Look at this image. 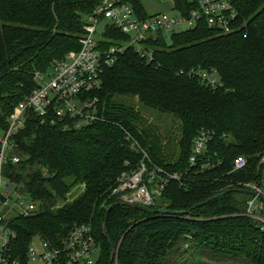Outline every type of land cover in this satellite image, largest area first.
<instances>
[{
  "label": "trees",
  "instance_id": "obj_1",
  "mask_svg": "<svg viewBox=\"0 0 264 264\" xmlns=\"http://www.w3.org/2000/svg\"><path fill=\"white\" fill-rule=\"evenodd\" d=\"M101 1L0 0V129L38 87L37 76L79 50L84 21ZM173 1L185 16L196 9L188 0ZM128 2L146 17L140 0ZM235 7L247 38L200 24L169 42L162 36L151 42L150 64L126 50L89 95L98 122L75 128L69 121L63 129L32 116L17 140L20 163L10 168L12 182L40 206L13 222L23 261L35 236L57 246L85 226L100 246L95 264H110L107 236L116 247L113 264H264V226L247 215L255 194L233 192L195 208L228 190L253 192L249 187L264 175V0H236ZM104 40L120 47L129 38L110 29ZM191 70H212L223 86L214 91L180 74ZM143 109L176 120L173 137L160 135ZM201 131L211 140L191 166ZM238 157L247 165L234 171ZM141 164L180 177L169 180L154 207L175 214L122 206L113 194Z\"/></svg>",
  "mask_w": 264,
  "mask_h": 264
},
{
  "label": "built area",
  "instance_id": "obj_2",
  "mask_svg": "<svg viewBox=\"0 0 264 264\" xmlns=\"http://www.w3.org/2000/svg\"><path fill=\"white\" fill-rule=\"evenodd\" d=\"M196 9L185 16L178 12L173 0L170 11L149 13L141 18L128 0H102L100 5L84 21V33L79 40V50L56 61L49 76L38 75V87L27 96L9 116L6 129H0V264H95L100 256V246L92 229L75 226L68 237L54 246L35 236L27 247L25 260L17 252V234L13 222L37 214L39 204L22 192L12 182L11 167L20 163L17 140L36 116L41 123L59 124L66 129L69 121L75 128L88 126L99 121L96 102L89 95L100 88L102 75L117 64L126 50H133L147 63L154 60V46L150 44L159 37L168 42L177 33L195 29L200 24L216 30L221 35L248 33L237 24L236 0H188ZM114 29L127 36L129 41L118 47L103 44L107 31ZM192 79H198L211 90L223 86L214 71H182ZM211 135L201 131L193 147L191 166L206 154ZM247 165L244 157H238L233 164L234 171H241ZM207 164L205 168H209ZM175 174L163 170L149 171L145 164L131 174H124L113 194L120 201L131 206L154 209L169 180H179ZM254 198L248 203L247 215L264 226V175L260 185L249 187Z\"/></svg>",
  "mask_w": 264,
  "mask_h": 264
},
{
  "label": "rangeland",
  "instance_id": "obj_3",
  "mask_svg": "<svg viewBox=\"0 0 264 264\" xmlns=\"http://www.w3.org/2000/svg\"><path fill=\"white\" fill-rule=\"evenodd\" d=\"M144 8L149 13H156V12H167L173 13L170 11V2L169 0H140ZM49 76V74L45 75ZM143 116L148 121V123L152 124L158 129L160 135L168 136L169 138L173 137L172 133L177 131V121L171 117L162 115L155 111L149 109L142 110ZM1 136V135H0ZM198 260L195 264L199 263ZM202 263L205 264H215L211 260H202ZM232 264V263H229Z\"/></svg>",
  "mask_w": 264,
  "mask_h": 264
},
{
  "label": "water",
  "instance_id": "obj_4",
  "mask_svg": "<svg viewBox=\"0 0 264 264\" xmlns=\"http://www.w3.org/2000/svg\"><path fill=\"white\" fill-rule=\"evenodd\" d=\"M233 192H237V193H243V194H248V195H251L253 196L255 193L254 192H251V191H248V190H228V191H225L219 195H216L210 199H208L206 202L196 206L195 208H199V207H202V206H205V205H208L209 203L229 194V193H233ZM122 206H127V207H131L133 209H136L138 211H141V212H144V213H149V214H160V215H173L175 213L171 212V211H168V210H154V209H149V208H145V207H141V206H131V205H128L126 203H120ZM111 209H109L107 215H106V218L104 220V224H103V228L104 230L107 229V220H108V215H109V212H110ZM183 214H190V211L187 212V213H183ZM107 240L109 242V245L111 247V251H112V256H111V261H110V264H113V261L115 259V254H116V247L115 245L111 242L110 238L107 236Z\"/></svg>",
  "mask_w": 264,
  "mask_h": 264
}]
</instances>
